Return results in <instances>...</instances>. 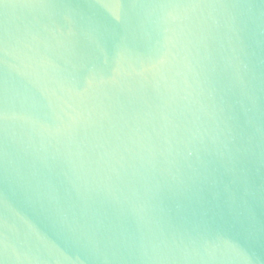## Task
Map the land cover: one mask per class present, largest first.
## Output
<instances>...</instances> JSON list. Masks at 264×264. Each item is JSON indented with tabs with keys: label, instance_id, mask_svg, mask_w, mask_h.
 <instances>
[{
	"label": "water",
	"instance_id": "1",
	"mask_svg": "<svg viewBox=\"0 0 264 264\" xmlns=\"http://www.w3.org/2000/svg\"><path fill=\"white\" fill-rule=\"evenodd\" d=\"M0 264H264V0H0Z\"/></svg>",
	"mask_w": 264,
	"mask_h": 264
}]
</instances>
